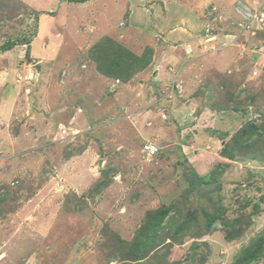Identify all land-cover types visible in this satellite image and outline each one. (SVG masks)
<instances>
[{
  "label": "rangeland",
  "instance_id": "1",
  "mask_svg": "<svg viewBox=\"0 0 264 264\" xmlns=\"http://www.w3.org/2000/svg\"><path fill=\"white\" fill-rule=\"evenodd\" d=\"M188 1L0 0V264H264V0ZM186 12L218 62L168 64L159 83ZM205 107L220 114L192 120ZM194 122L225 148L169 150Z\"/></svg>",
  "mask_w": 264,
  "mask_h": 264
},
{
  "label": "crops",
  "instance_id": "2",
  "mask_svg": "<svg viewBox=\"0 0 264 264\" xmlns=\"http://www.w3.org/2000/svg\"><path fill=\"white\" fill-rule=\"evenodd\" d=\"M190 1H192V4H193L194 1H196V0H189L188 2H190ZM198 1L199 0H197V2ZM89 3L91 5L92 2L91 1H87L86 4L85 3H82V4L83 5L85 4V5H88L89 6ZM192 4H189V7H190V5L192 6ZM189 7H188V9H189ZM190 8H192V7H190ZM119 9H120V7L118 8V10ZM131 9H133V8L131 7ZM133 11H135V9ZM122 13L123 12L121 11L120 14H122ZM97 15H98V13L96 14V16ZM129 17H131L133 19L135 18L136 21H139V24L143 25L144 27L149 22V19L146 18L145 16H143L142 13H140V14H138V13L133 14L131 12V14H130ZM99 19H101V17ZM155 19L157 20V22L159 21L157 18H155ZM96 20H97V18L95 17V21L94 22L92 21V22L95 23L96 26H98ZM194 21H195V16L191 12H186V14H184V15H179V17L175 21V24L173 25L174 27H171V28L169 27V29L167 30V32H165V34L163 36V40H164L163 46L160 47V49H159L160 54L158 55V57L155 56L154 59H153L154 60L153 61L154 62V67L153 68H155V72L157 71L156 74H155V76L157 77V79H159V80H157V81H159V83L161 82L160 80L162 79V77H161L162 76V73L163 74H164V72L165 73H169L168 70H171L172 71V69L168 68V66H167L168 64H173L174 72H175V74L177 75V78H178V77H180V75H182L184 73V65L187 64L185 61H188V59H189V61L191 60L192 61L191 63L193 64L195 60H199V61L200 60H203V59L205 60V59H207V57H210L211 55L214 56L215 52H213V51L216 50L215 47H212V50L209 53H207V54L200 53L201 48L199 47V45L197 43L196 37L193 36L194 29L197 28L196 26H194L195 25V22ZM187 22H188V24H187ZM44 25H45V22L42 23V26H44ZM137 25H138V23H137ZM113 27L114 26L110 22L109 26L105 30V33L106 34L107 33L108 34L111 33V30H113ZM45 29H46V27H42L41 28L42 33L45 31ZM100 30L102 31V29H100ZM92 33H95V29H92ZM126 37H127V39H132L133 38L132 36H130V33H128V35ZM129 44H130V42H129ZM209 47H211V45ZM200 56H202V57H200ZM213 59H214L213 62H215V63L218 62V60H217V58H215V56H214ZM227 63H228V61L226 60V63L225 64H227ZM159 66L161 67V72H160V69L158 68ZM181 67H182V70H180ZM156 68H158V69H156ZM165 68H168V69H165ZM183 75L186 76V73H184ZM158 76H160V77L158 78ZM197 78H199V77L197 76ZM195 80L192 79L191 76H190V82L189 83H194ZM181 82L184 84V80H181ZM128 83H129V81H128ZM200 83L201 82H199V84ZM118 84H119V82H117V87H118ZM126 84H127V82H126ZM114 85L115 84H113L112 86L115 88L116 85L115 86ZM192 86H194V85H192ZM145 87H147V89H150L151 88V85L145 84ZM111 90L113 91V88H111ZM192 90H193V88H192ZM192 90L189 92L188 89L186 88V91L185 92H186L187 98H189V97H195L194 96V91L195 90H193V91ZM114 92H116V89H114ZM180 92L182 93V91H180V90H179V92H176L175 91L174 92L175 95L173 94L174 98L175 97H178V96H176V94H180ZM180 95H179V100H181L182 97L183 98L186 97L185 95L184 96H180ZM176 99H178V98H176ZM191 100H195V98H192ZM183 108L189 109L191 111V113L193 114L194 113V109H195V102L193 101L191 104H185V103L182 102L179 105V107H177V106L176 107H173L172 110H175L176 111L177 109H183ZM151 110L153 111L152 108H151ZM165 110L166 109H164V111ZM168 111H169V109L166 112H168ZM169 113H170V111L168 112V114ZM219 114L220 113L212 112L210 110V108L205 107L204 109L198 111V115L196 117L192 118V120L193 119H196V120H198V119L205 120L206 119L205 121L210 122L207 118H211L212 116L217 117V115H219ZM225 114L227 115L228 113L225 112ZM223 115H224V113H223ZM194 123H197V122H194ZM150 125L151 124L148 123L146 125V127L143 129V132H147L145 135H147L148 138L151 136V134H153V131H158V132H156L157 135H158V137H160V136L167 137V135L170 133L168 131V128H166L165 126L164 127H155V129H152V131H148L147 129H148V127ZM197 127H200L198 123H197L196 126H194V128L191 129V131L189 133L186 134V136H184L185 135L184 134V129L181 128V130H180L181 133L178 135L179 138H178V136L176 137L177 138L176 139V143H175V145L172 144V146H171L170 149H172L174 146H177V148H178V145H179L181 147L182 153L185 156L186 155V152H185V150H183V148L193 145L195 147V149L198 150L199 152L202 150L203 151L202 152L203 154H206V155L208 154V155H211L212 157H214L216 155L215 151H220L223 148L224 143H225L224 140L223 141H219L215 137L214 134H216V132H218V131L213 132V129L214 128H210V127L209 128H202L201 127L200 128L201 130H197ZM226 130H229V129L227 128ZM198 143H200V148L198 146ZM202 143L204 145L203 148H202ZM218 143H219L220 146H218ZM198 156H199V154H198ZM196 158H197V156L195 158H193L191 160V162L196 161L195 160ZM195 171H197V170H195Z\"/></svg>",
  "mask_w": 264,
  "mask_h": 264
},
{
  "label": "trees",
  "instance_id": "3",
  "mask_svg": "<svg viewBox=\"0 0 264 264\" xmlns=\"http://www.w3.org/2000/svg\"><path fill=\"white\" fill-rule=\"evenodd\" d=\"M104 48V47H103ZM97 49V46H93L92 48H91V50H90V53H94L95 52V50ZM92 56V55H91ZM106 58V57H105ZM92 60L94 61V63L96 64V67H98L99 68V66H100V62L102 63V61L104 60H102V58H92ZM121 63H120V61L118 62V63H116V69L114 70V72H113V75L114 76H116V77H118L117 75H119V73L116 75V72H117V69L119 70V69H121V68H123V66H121L120 65ZM102 74H104V72L103 71H100ZM121 74V73H120ZM104 75H106L107 77H110V76H112V72H106V74H104ZM120 76V75H119ZM128 80L130 79V77H132L130 74H128ZM226 146V145H225ZM225 146L223 147V149L225 148ZM178 148H177V146H175V148H174V150H177ZM169 150H173V148L172 149H169ZM179 151H180V149H178ZM180 153L183 155V157H184V154L182 153V151H180ZM225 158H231L230 157V154L229 153H227V152H224V154H222ZM158 156V151L156 152V154L155 155H153L152 157H157ZM192 167V166H191ZM219 170L220 169H217V170H214L215 172H219ZM192 171H193V169H192ZM213 171V172H214ZM193 174H194V176H195V178L198 180V181H200V182H202V181H204L207 177H202V176H199L197 173H196V171H193ZM167 211L168 210H161V211H159L158 213H157V216L158 217H152L151 218V221L152 222H154V220L156 219V222H161L162 220H163V218L165 217V215H166V213H167ZM256 259L254 258V257H251L249 260H247L244 264H253V262L255 261Z\"/></svg>",
  "mask_w": 264,
  "mask_h": 264
},
{
  "label": "built area",
  "instance_id": "4",
  "mask_svg": "<svg viewBox=\"0 0 264 264\" xmlns=\"http://www.w3.org/2000/svg\"><path fill=\"white\" fill-rule=\"evenodd\" d=\"M145 151L147 152L148 155H155L157 152V148L154 144L149 143L148 145H146L145 147Z\"/></svg>",
  "mask_w": 264,
  "mask_h": 264
}]
</instances>
